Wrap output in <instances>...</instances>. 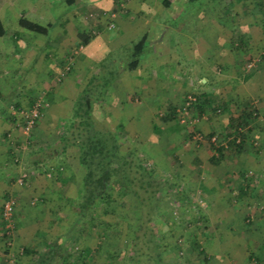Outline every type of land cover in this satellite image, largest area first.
Wrapping results in <instances>:
<instances>
[{"label":"rangeland","instance_id":"rangeland-1","mask_svg":"<svg viewBox=\"0 0 264 264\" xmlns=\"http://www.w3.org/2000/svg\"><path fill=\"white\" fill-rule=\"evenodd\" d=\"M11 1L13 3V7L8 9V7L4 4L7 0H1L0 18L5 21L4 24L7 29V34L14 32L21 39H24L26 35H29V33H32L36 37H41V39L44 36L51 37V29L53 30V27L61 22H55L56 18L55 20H52L47 15H50L51 17H55L56 15L61 16L63 14L68 15L70 9H72V7L66 4L65 0ZM161 1L162 0H150V7H152L156 12V19H154L151 24L146 25L145 28H141L137 31L131 30L130 34L127 33L122 35V37L120 36L121 38L119 40L116 39V33L120 34L121 27L109 31H103L104 34L106 32L110 41H114L115 43V48L106 49V55H103L107 57L106 59L110 60L108 69L103 73V77L105 78H109L110 74L117 69L121 75H125L129 72L124 66L123 59L129 58V52H131V42L138 40L142 32H148L150 42L153 39H156L157 43H154L153 40L152 44L147 45L145 52L148 58L146 61L147 69L141 68V70H138L140 77L138 80L135 79L136 83L133 84L134 80H132L133 83L131 85L129 78L114 80L115 82H113L112 86L105 94V101L100 103V105H95L93 116L97 126L103 129L107 126L113 129L118 123L124 124L126 128L118 131V134L126 143H131V145L138 151H144L146 154L149 152V156H146L144 153L141 155L142 157L147 158L146 164L149 167H153L154 165L156 176L185 185L186 188L188 187L187 193L192 197L190 192L193 187L186 185V182L181 180V173L178 169V157L180 156L184 158L186 156L187 148L185 150L184 146L186 145H184L181 140L189 132L188 126L181 122L180 119L176 118L171 122L165 123L163 126L164 128L155 126L152 132L153 135H150V131L152 130L151 126L153 125V122L159 124L158 116L162 113L167 104L174 105L177 110L181 107L184 99L188 95L194 96L193 94H196L199 90H201V88H206L211 91L214 90L215 95L219 96V98L229 97L232 99L234 94L232 92L236 89L238 84L244 85V91L247 89V84L245 83V80L247 79L243 78L246 73H251L253 75H251L252 78L250 81H253V84L258 87V90L261 88L264 90V57H262L264 56V32L257 20L249 14H240L238 18L233 19L232 16H230L222 23V25L219 24L215 28L213 27V22L210 20L213 19V13L208 12L202 15V12H194L195 6L192 4H189V6L185 8L186 12L180 13V15L179 13L176 14L168 9L163 10L161 13L160 11L164 8ZM220 1L225 3L227 0ZM18 8L30 10L34 13L37 12V14L44 12L43 15L45 20L51 24V28L49 29L47 35L42 34L40 36V34L31 32L19 26L17 22V17H19ZM107 11L109 13L111 9ZM90 14L95 17V10L91 11ZM111 16L115 17L116 13ZM106 19L107 17L104 16L101 23L105 25ZM203 19L205 21H202ZM76 21L78 20L76 19ZM162 21H166L165 25H168L169 28L175 27L177 29H164V31H162L163 29L160 30ZM156 22L157 24H154ZM39 23L46 25L44 22ZM75 23L76 22H74V20H70V22L65 23V25L69 28ZM232 23H235V26L240 25V30L237 31V34L244 32L249 36V42L237 51L231 50L229 42V37L232 35ZM202 25H204V31L200 30L197 32V28L202 27ZM61 26L63 27L64 24L61 23ZM244 27H246L245 30L243 29ZM55 29L57 30L59 27ZM201 38H204L206 42L207 40L214 42V46H208L205 51H201L198 55L197 48ZM124 40H128V42H124L123 44L117 46L116 41L121 43ZM99 43L100 42H98L97 46H93V48H95L93 50L96 52L93 53L92 56L86 55L82 51L81 47H78V49L70 47L64 55L62 54L60 56L58 61H65L67 59L68 64H66V66H64V64L59 65V69L55 75L52 76L53 87L60 88L61 93L66 95L69 94V97H67L68 99L70 96L72 98L69 101L60 100L59 103L54 104L52 106V111L57 112V114L54 113L55 118L52 117L43 121L44 113L48 107L46 103V107L43 109V114L37 124L50 128L54 127V130L57 131L56 135L59 133L61 125L70 115L71 109L69 105H73L77 92H79V90L84 86L95 61L98 58L95 57V54H97V56L100 55L101 48ZM128 43L129 45H127ZM70 53H72V56H68ZM6 57V60H9V69L14 68L13 65H17L18 62L14 61L11 55L6 54ZM99 58L101 57L99 56ZM117 58L122 59L123 61H116V64L114 60ZM249 63H252L251 67H248ZM203 64H205V71L200 70V73L196 75L194 72L198 71L201 67L204 68ZM68 65L69 69L66 70ZM161 65L162 68L159 69ZM173 66L176 67L175 70H180L179 74L181 77L179 76L178 71H174V75L171 76V69L172 71L174 69ZM186 69L188 71H186ZM184 72L185 74L183 76L182 74ZM21 73H25L23 69H21V71L19 70L18 74L14 73L13 70L12 72L8 71L6 75L8 80L12 83L14 80L17 82L16 79H21L23 76ZM166 73L169 74L168 77H166ZM149 75H152L153 79L148 78ZM202 76H205L208 79V84L204 87L199 81ZM67 78L72 79L73 82H68L69 79L67 80ZM1 81L0 88H6V91L11 90V87H9L10 89L8 86L4 87L3 81ZM32 81L33 80L31 78L28 86H26V90L29 91V95H32L33 97L41 95L44 96L45 99L48 88L44 84L33 85ZM250 81L247 83H250ZM151 86L153 87V90L150 91V88H152ZM13 93L14 95L18 94V89ZM151 96L153 97L154 102L152 101L148 103L147 100ZM256 99H253L255 101L251 100L254 105L257 103ZM13 100L14 99L12 98L7 102V115L10 114L9 107L12 105L11 103ZM150 103H152L150 112L152 114L154 113V117L150 121L148 118H145V121H143V118L138 117H141V111H143V109ZM26 104L27 102L24 101L23 106L26 107ZM48 105L50 104L48 103ZM207 112L209 115L211 114L210 110ZM260 114L261 115L258 119L264 126V122L262 120L264 110H262ZM200 122V117H196L194 118V124L192 126L195 130L197 129V131L202 134L204 139L203 144L207 145L205 137L209 133L203 132L199 129L198 125ZM12 126L15 127L10 130L11 132L7 135V139L9 142L11 141L10 143H14V140L16 143V139L20 137L21 132L19 131V126H16L15 123H13ZM134 129L138 131L137 134L134 133ZM114 130H116V128ZM128 132H133V134L130 135ZM44 142L45 141L42 136H37V139L32 142H22V145L17 148L18 151L15 152V157H17L19 163H16V161L13 162L14 165H16V167H13L16 171V175L13 178L14 180L10 181L6 185L0 182V213L5 197H12L15 205V222L17 223L11 232V240L8 247H4V245H2L4 241L0 239V256H3V258L6 259V264H14L15 259H18L19 256L25 255L24 253H21L23 245L20 244V241H22V239L24 241L26 240L31 242L34 238L33 240L37 239L36 241L40 242L43 239L52 240L59 237L64 240L69 237L71 228L75 225L74 209L68 203V199L77 198L80 192V182L83 170L77 161V152L69 151L66 153L64 161L68 164V171L72 173V177L69 180L61 181L59 178L64 172V167L61 165L65 162L59 166L48 164V166H43L45 170H40V172L36 170L37 173L24 164L25 161L22 158V150H24L25 153L31 149L36 150V148L40 147ZM188 142L197 146V142L194 141L193 138ZM178 144L182 145L176 148V145ZM249 144L254 149L260 148L261 146L263 147L264 135H262L260 139L252 137L251 140H249ZM232 150H228L227 152L232 153ZM171 161L174 165L168 166ZM174 170L176 171L174 172ZM24 171H26L29 176L26 181L19 184L17 179ZM58 171H61V173ZM34 174L36 177V183H33L34 179L32 176ZM35 184L36 187L34 186ZM18 195L20 197H18ZM194 199L198 201L197 204H204L202 199H199L198 197ZM188 209L190 208L186 206V210H183L181 215V218L185 219L184 222L180 224L177 223V226L175 227V237L171 236V232L168 230L167 226H162V231L166 236V242L174 241L178 235L180 236L182 234L180 245L182 249V254L180 256L182 257H188L190 254L189 251L191 244L189 243L190 236H188V233L189 231L194 230L197 225H193L196 221L195 212ZM123 212L124 211L121 210L120 215H123ZM127 216L130 222L118 215L101 216L102 219L110 221L116 226L109 229L103 228V225L96 226L91 231L90 238L85 245L78 243L74 246L73 250L76 251L80 246H83L86 248L87 255L93 257V262H97H94V264H116L115 262L113 263L112 261H109V259H105V256L108 254L107 251L110 252L114 249V247L121 245L125 241V235L128 229H130L129 226L132 221L131 214L128 213ZM203 217L204 216H202V218ZM19 222H23V224H21L23 226L25 225L20 232L17 231V225ZM188 222H190L189 226L186 224ZM200 222L201 226L203 221ZM34 230L41 231L43 236L40 234L33 235ZM18 233H20V235ZM17 240L18 245H16ZM30 245L29 247H31ZM42 248V245H39L36 250L38 251ZM75 254L76 253H74V255ZM86 263L90 264V262Z\"/></svg>","mask_w":264,"mask_h":264},{"label":"trees","instance_id":"trees-1","mask_svg":"<svg viewBox=\"0 0 264 264\" xmlns=\"http://www.w3.org/2000/svg\"><path fill=\"white\" fill-rule=\"evenodd\" d=\"M73 1L65 0L68 6ZM113 3L114 8L105 15L107 17L105 25L102 23L100 25L97 20L91 21L87 13L86 17L90 20L89 26L85 30H77V42L72 48L82 47L84 49L90 41L104 35L103 31L116 28L115 19L119 13H123L121 11L123 7L119 0H113ZM162 3L164 8H169L171 4L175 3L176 11L173 12L179 13V15L186 12L185 8L192 4L195 6L194 12H202V15L208 12L213 13L214 24L217 25H222L230 16L233 19L238 18L240 14H249L257 20L264 32V0H227L225 3L220 0H163ZM114 13L116 16L112 17L111 15ZM235 23H232V35L229 37L232 51L239 50L249 42L247 34L244 32L237 34L240 25L235 26ZM18 25L43 35H47L51 28V24L43 25L23 16L18 18ZM245 28L243 29L245 30ZM4 34L5 28L0 20V36ZM149 44L148 32L141 33L138 40L131 42L129 58H124V61L117 58L114 62L121 60L128 71L135 70L141 60L146 57L145 52ZM100 48L99 56L101 58L95 54V57L98 58L84 86L77 92L70 115L61 125L52 148V152L63 155L69 151L77 152V161L83 170L79 195L77 198L68 199V203L74 209L75 225L71 228L69 237L64 240L59 237L52 240L43 239L44 250L35 259L32 257L34 253L31 247H22L21 253L30 258V264H55V261L60 264H86V248L80 246L74 251V246L78 243L85 245L90 238L91 231L98 225H103V228L107 229L116 226L114 223L102 219L101 216L118 215L130 222L127 216L130 213L132 221L130 229L125 235V241L110 252L107 251L105 259L116 264H184L185 257L180 256L182 254L180 247L182 234L178 235L174 241L166 242L162 226H167L171 236L175 237L177 223L180 224L185 220L181 218L183 210H186V206L194 208L199 204L194 199L195 197H191L187 193L188 189L185 188V185L156 176L154 165L149 167L146 164L147 158L141 155L144 153L149 156V152L146 154L144 151H138L118 134V131L126 128L124 124L118 123L115 126L117 131L108 126L104 129L97 126L93 116L95 105H100L105 101V94L119 75L117 69L110 74L109 78L103 77L110 60L103 56L106 55L108 47L103 45ZM68 56H72V53ZM60 64L66 66L67 59L60 61ZM251 75V73H246L243 78L248 79ZM193 95L195 100L188 107L192 117H201L207 109H210L213 115L220 117V129L210 132L205 137L210 153L208 161L211 164H217L224 157L226 151L242 148L245 141L250 138L252 123L261 114L258 106L254 105L251 100H240L236 95L232 96V99L219 98L211 92L204 91ZM25 98L26 100L23 101L16 98L10 103L14 108L19 109L24 108L23 102L26 101V107H29L35 102L36 96L27 95ZM44 100L42 114L46 103L52 101L51 94L47 93ZM7 118L11 121V126L17 121L16 117L11 114H8ZM158 118L162 123L175 120L177 118L176 107L167 104ZM38 120L29 136L20 135L16 139V143L14 140L13 148L20 147L22 142L32 141ZM262 130L264 132V126ZM198 132L197 129L194 132L190 131L186 137L191 140L193 134ZM128 133L133 134V132ZM212 137L216 138L214 142L211 141ZM236 138H239V143L235 142ZM224 142L227 147L224 146ZM201 144L203 142L196 145ZM11 159L13 162L19 163L15 154L11 156ZM58 172L61 173V171ZM8 198L10 197L6 196L5 200ZM121 210L124 211L123 215H120ZM194 212L196 221L193 222V225H197L194 230L188 233L191 244L189 255L203 256L205 252L198 241L204 229L203 222L200 226V221H203V218L196 210ZM12 224L15 228L17 223L14 213ZM186 224L189 226L190 222ZM5 225L6 221L1 216L0 239L4 241V247H8L11 234L7 233ZM37 234L43 236L41 231H38ZM74 253L76 254L74 255Z\"/></svg>","mask_w":264,"mask_h":264},{"label":"crops","instance_id":"crops-1","mask_svg":"<svg viewBox=\"0 0 264 264\" xmlns=\"http://www.w3.org/2000/svg\"><path fill=\"white\" fill-rule=\"evenodd\" d=\"M119 1L122 3L123 10L121 11H123V13H119L115 19L116 28L121 27L120 34L116 33V39L118 40L122 35L127 33L130 34L131 30L137 31L141 28H145L146 25L151 24L152 21L156 19V12L150 7V0ZM162 1L161 4H163ZM4 4L8 9L13 7L11 0H7ZM174 4L175 3L171 4L169 8H163L160 12L162 13L163 10L166 9L169 11L176 10V8H174L176 4ZM69 6L72 7V9H70L68 15H56L55 17L47 15L52 20L56 18L55 22H61L64 26L62 27L61 23L54 26V29H51V37L44 36L42 39L41 37H36L32 33L26 35L24 39L19 38L14 32L7 34V29L4 24L5 21L0 18L5 28V34L0 36V81H3L4 87H11L9 91H6V88H0V182L5 185L13 181L16 175V171L13 168L16 167V165H14L11 156L17 151V148H13L14 146H12L14 144L10 143L7 139V135L13 128V126L11 127V121L7 118V102L12 98H19L21 101L25 100V96L29 95L26 86H28L29 80L32 78L33 85L44 84L48 88L47 93L52 96V101L49 102L50 105L47 103L48 107L44 113L43 121L52 117L55 118L54 113L57 114V112L52 111V106L59 103L60 100L69 101L72 98L70 96L68 99L67 97H69V94L66 95L61 93L60 88L53 87L52 76L55 75L60 65L58 59L62 54L64 55L67 49L77 42V30L87 29L90 20H93V22L97 20L98 23L102 25L103 23L101 24V21L108 12L107 10H112L114 8V3L113 0H74ZM18 9L19 17L23 16L34 22L50 24L45 20L43 15L44 12H41V15L40 13L37 14V12L34 13L33 11L23 8ZM93 10L96 12L94 15L96 18L90 14ZM87 13L90 20L86 17ZM19 17H17V22ZM76 19L78 21H76ZM70 20H74L76 23L67 28L65 23H69ZM210 20L213 22V27L216 28L217 24H214L213 19ZM202 21L205 20L203 19ZM165 22L166 21H162L160 30L177 29L171 25L170 26L173 28H169L168 25H165ZM154 24H157V22ZM57 27H59V29L56 30L55 28ZM203 28L204 25L200 28L198 27L196 31H204ZM41 35L42 34H40V36ZM98 37L90 41L84 49L81 47L86 55L92 56V54L96 52L93 50L95 49L93 46H97L98 42H100V47L105 45L110 49L115 48L114 41H110L106 33ZM153 40L154 43H157L156 39ZM152 41L150 44H152ZM124 42L127 43L128 40H124L121 43L116 41L117 46ZM210 45L214 46V42L208 40L206 42L204 38H201L197 48L198 55L201 51H205ZM6 54L11 55L12 59L18 62L17 65H13L14 68L12 69L8 67L9 60H6ZM147 60L148 58L146 56L141 60L135 70L129 71L125 75L119 74L115 80L129 78L131 85L133 83L132 80H134L133 84H135V79L138 80L140 77L138 70H141V68L147 69ZM203 66L204 68L201 67L194 73L198 75L200 70L205 71V64H203ZM173 67V71L171 69V76L174 75V71H178V74L180 71L175 70V66ZM161 68L162 65L159 69ZM21 69L25 72L24 74L21 73L23 75L21 79H16L17 82L14 80L11 83L6 73L8 71L12 72L13 70L14 73L18 74ZM186 71L188 70L186 69ZM184 74L185 72L182 75L184 76ZM166 75V77L169 76L168 73H166ZM179 76L181 77L180 74ZM252 76L245 80L247 91H244L245 88L243 84H238L236 89H234L235 91L233 90L232 92L234 93L233 97L236 95L240 100L249 99L252 101H255L253 99L257 98V103L255 105L258 106L259 112H262V110H264V90L262 88L258 90V87L253 84V81H250ZM148 78L153 79V76L149 75ZM68 79V82H73L72 79L67 78V80ZM199 81L203 87L208 84V79L205 76H202ZM248 81H250V83H247ZM17 89L19 93L14 95L13 92ZM151 90H153V87L150 88V91ZM200 91L211 92L215 95L214 90L211 91L206 88H201L198 92ZM149 99L147 100L148 103L153 101L152 96ZM223 99H227V97H223ZM151 104L152 103L141 111V117L138 118H143V121H145V118H148L150 121L154 117V113L152 114L150 112ZM69 106L71 109V105ZM208 110L210 109H207L200 117L201 122L198 126L203 132L210 133L220 129L221 124L219 120L220 117L213 115L211 110V114L209 115L207 112ZM233 112L236 113L235 110H233ZM164 124L165 123L160 121L159 124L153 122L150 135L155 126L164 128ZM262 127L263 125L260 123L259 119H256L251 125L250 138L245 141L242 148L239 150L234 149L232 153L226 151L224 157L217 164H211L208 161L210 153L207 145L201 144L194 146L192 143L188 142L189 140L186 135L182 138L181 141L186 145L184 148L185 150L187 148V150L184 158L178 157V169L181 173V180L186 182V185L193 187L190 192L192 197H198L202 199L204 203L203 205H198L190 209L193 210L192 212L196 210L204 216V229L198 241L201 243L205 252L203 256L189 255L185 257L184 264H264V146L254 149L249 144V140H251L252 137L260 139L261 136L264 135ZM136 129H134L135 134L138 133ZM56 132L54 127L50 128L38 124L35 128L32 141H35L37 136H42L45 142L40 147L36 148V150L29 149L30 151L26 153L22 150V158L25 161H23L24 164L33 169L35 173H37L36 170L39 172L43 170V166H48V164L59 166L65 162L61 166L64 167V172L66 173L63 172L59 178L61 181H65L72 177V173L68 171V164L64 161L66 154L63 155L52 152L57 138ZM182 144L176 145V148L180 147ZM170 165H174V163L171 161L168 166ZM175 171L176 170H174V172ZM34 177L35 174L32 178L34 179L33 183H36V177ZM34 186L36 187V184ZM18 197L20 196L18 195ZM196 202L198 201L196 200ZM21 223L23 224V222ZM21 223L19 222L17 225L18 232L25 227V225L23 226ZM37 232V230H34L33 235H36ZM18 234L20 235V233ZM33 239L31 242L24 241L23 239V242L19 241L23 247H29L31 244L30 246L34 253L32 257L35 259L43 252L44 242L43 240L39 242L36 241L37 239ZM2 245H4V242ZM16 245H18V240L16 241ZM39 245H42L43 248L37 251L36 248ZM85 259L86 262H90V264H94L95 262H93V257L90 255H86ZM0 264H6V259H4L3 256H0ZM14 264H30V258L26 255L19 256L18 259H15ZM55 264L60 263L55 261Z\"/></svg>","mask_w":264,"mask_h":264},{"label":"built area","instance_id":"built-area-1","mask_svg":"<svg viewBox=\"0 0 264 264\" xmlns=\"http://www.w3.org/2000/svg\"><path fill=\"white\" fill-rule=\"evenodd\" d=\"M114 15V14H113ZM252 63L248 64V67H251ZM69 69V66L66 67V70ZM195 100V97L192 95H188L185 99L181 107L177 109V118L180 119L181 122L186 124L189 128V132H194L195 129L192 126L194 124V118L188 111V107L190 104ZM44 96L39 95L36 97L35 102L29 106L24 108L16 109L12 105L9 107L10 114L15 116L17 121L15 122L16 126H19V131L23 137L29 136L31 129L33 128L35 122L41 117L42 115V107L44 102ZM264 122V116L262 117ZM21 121V122H19ZM193 139L197 143L204 142L203 136L201 133H194ZM216 140L215 137L211 138V141L214 142ZM239 138H236L235 142L239 143ZM224 146L227 147V144L224 142ZM28 174L26 171L22 172L21 175L18 177L17 182L22 184L24 181L27 180ZM14 213V199L12 197L8 198L3 202L2 205V212L1 216L3 220L6 221L5 229L8 234H11L13 229L12 224V216Z\"/></svg>","mask_w":264,"mask_h":264}]
</instances>
